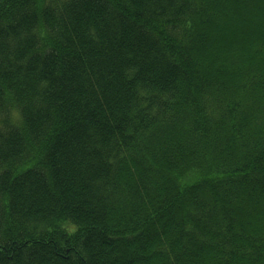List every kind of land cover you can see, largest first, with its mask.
Here are the masks:
<instances>
[{
	"label": "trees",
	"instance_id": "1",
	"mask_svg": "<svg viewBox=\"0 0 264 264\" xmlns=\"http://www.w3.org/2000/svg\"><path fill=\"white\" fill-rule=\"evenodd\" d=\"M0 264H264V0H0Z\"/></svg>",
	"mask_w": 264,
	"mask_h": 264
}]
</instances>
